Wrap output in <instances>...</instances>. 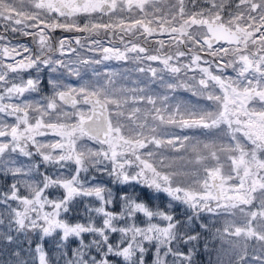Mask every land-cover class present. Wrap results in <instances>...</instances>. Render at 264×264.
<instances>
[{
	"label": "snow or ice",
	"instance_id": "obj_1",
	"mask_svg": "<svg viewBox=\"0 0 264 264\" xmlns=\"http://www.w3.org/2000/svg\"><path fill=\"white\" fill-rule=\"evenodd\" d=\"M0 28V264H264V0H0Z\"/></svg>",
	"mask_w": 264,
	"mask_h": 264
},
{
	"label": "rangeland",
	"instance_id": "obj_2",
	"mask_svg": "<svg viewBox=\"0 0 264 264\" xmlns=\"http://www.w3.org/2000/svg\"><path fill=\"white\" fill-rule=\"evenodd\" d=\"M105 18L107 19V17H105ZM60 31H56L58 36H61ZM73 44H74V42H73ZM155 47H157V45L154 44V48ZM93 66L94 67L99 66L102 69L101 70L102 73L105 71H109V70L116 73V68H115V65H113V64L111 65V64L104 63L102 65H93ZM185 129H187V128H185ZM202 130L206 132L205 129H202ZM215 131L216 130H212V134H211L212 136H204V135L194 134V135H192L194 137V139L189 136L190 140L186 143L196 144L197 141H199L201 148H203L204 143H212L214 141L217 143V145H219V143L221 142V137L219 136L218 133H217L218 135L214 134ZM223 142L227 143V140H223ZM166 155L169 156L170 158H177L174 161V165L177 169L183 168L185 170H190V169L195 167L193 164L189 163V160L194 158V153H192L190 149L187 151H185L184 149H181L180 151H173V150L169 149L166 151ZM179 157H183V159H178ZM201 175H203V174H201ZM104 178L107 179L106 176ZM192 179H195V177H192ZM145 192H147V190H145Z\"/></svg>",
	"mask_w": 264,
	"mask_h": 264
},
{
	"label": "flooded vegetation",
	"instance_id": "obj_3",
	"mask_svg": "<svg viewBox=\"0 0 264 264\" xmlns=\"http://www.w3.org/2000/svg\"><path fill=\"white\" fill-rule=\"evenodd\" d=\"M201 2H202V0H201ZM188 7L191 9L193 6H192V4L191 3H189L188 4ZM105 19V21H107V19L106 18H104ZM3 29L2 28H0V31H2ZM56 31H60V30H56ZM56 31L52 34L54 37H60V36H58V34L56 33ZM61 32V36H68V37H72L73 36V34L75 33V32H68V33H70V35L69 34H66L67 32H62V31H60ZM72 33V34H71ZM9 35H12V36H14V39H13V43H16V42H20V43H26V44H31V38H26V37H22V36H19V34H11V33H9ZM95 39H101L102 41H104V44H105V46H109L108 45V42H107V37H105L104 35H103V33H101V35L100 36H98V37H94ZM130 38V37H129ZM116 45L117 46H119V42L117 41L116 42ZM146 47H149V48H154V44H148V45H145ZM92 54V53H91ZM145 63H149V62H145ZM117 64H118V66H120V67H122L125 71H128V72H131V73H136V72H133V71H131V69H133L134 67H135V65L134 64H132L131 62H124V61H117ZM153 66H155V65H153ZM183 91H184V93H186V94H188V95H192L191 94V92H189V91H185L184 89H183ZM196 99H197V104H199V102H202L203 101V99H200V98H198V97H196ZM209 102L207 101V104H208ZM212 130H215V129H212ZM212 130H207V134H209L210 136H212L211 134H212ZM218 132H217V130L214 132V134H217Z\"/></svg>",
	"mask_w": 264,
	"mask_h": 264
},
{
	"label": "trees",
	"instance_id": "obj_4",
	"mask_svg": "<svg viewBox=\"0 0 264 264\" xmlns=\"http://www.w3.org/2000/svg\"><path fill=\"white\" fill-rule=\"evenodd\" d=\"M87 74H89V72H88ZM104 181H105V180H104ZM3 183H4L3 178H0V186H2ZM146 199H147V197H146ZM165 199H166V198H165ZM81 211H83V204H82V203H81V204H78L77 207L74 209V211H73L70 215L67 216V218H68L70 221H73V222H74L75 220H77V219L83 221V220H84V217H83L82 215H79V213H80ZM178 211H179V209H178ZM25 246H27V245H25ZM45 247H46V249H48V250H52V248L54 247V245L51 244L50 241H46V242H45ZM148 260H149V262H150V260H151V257H150V256L148 257ZM204 261H205V264H206V258H204Z\"/></svg>",
	"mask_w": 264,
	"mask_h": 264
}]
</instances>
